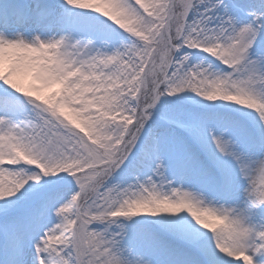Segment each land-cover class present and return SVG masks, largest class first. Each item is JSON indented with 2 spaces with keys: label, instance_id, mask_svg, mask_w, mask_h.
Instances as JSON below:
<instances>
[{
  "label": "rangeland",
  "instance_id": "rangeland-1",
  "mask_svg": "<svg viewBox=\"0 0 264 264\" xmlns=\"http://www.w3.org/2000/svg\"><path fill=\"white\" fill-rule=\"evenodd\" d=\"M0 8L42 47L0 88V264H264V0ZM183 176L197 238L156 204Z\"/></svg>",
  "mask_w": 264,
  "mask_h": 264
},
{
  "label": "bare ground",
  "instance_id": "bare-ground-1",
  "mask_svg": "<svg viewBox=\"0 0 264 264\" xmlns=\"http://www.w3.org/2000/svg\"><path fill=\"white\" fill-rule=\"evenodd\" d=\"M5 10V8H0V16L3 15L6 17V15L4 13H2ZM22 11H19L18 13L15 11V13H13V18H15V20H17V18L20 20V17L22 18L23 16L20 15ZM11 15V14H9ZM30 19H32L33 21L31 22L32 24H37L40 25L43 22H49V21H44L43 19H38L36 20L35 17L33 16H29ZM16 22H12L11 26H12V30L10 32L7 33V35H11L14 36V38H16V40L13 43H8L7 39L5 37H1L0 35V85L2 87L0 88H4V89H8L11 85L8 83H13L15 85V87L17 88V90H15V92L17 94H20V91H23L25 88H28V90L30 92L33 91H38V87H40V84H38L39 82L37 80L35 81H31L29 78V73L32 71L33 66L31 64H29V58H35V54L31 48L32 44H36V46H38L40 49H38L39 53L41 52V46L39 45V43L35 42V38L34 36H30L27 35L26 32H21L16 26L15 24ZM51 24V23H50ZM36 25V27H37ZM52 25V24H51ZM10 27V26H9ZM39 38L43 37L45 39H48V35L46 34H39ZM34 42V43H32ZM19 52H23L22 55H25L26 59L25 62H23V67L20 68L18 66L17 61L18 59V55L20 54ZM13 54V55H12ZM14 63H13V62ZM23 61V59H22ZM14 67H17V70L19 72V74L16 76H14L13 74L11 75L10 79L7 81H1L2 77L4 75H8L9 73H11L12 69ZM37 76L41 79H43L42 74L39 72L37 74ZM8 82V83H7ZM1 94V93H0ZM30 94H25L24 97H29ZM0 123L4 122L7 123V119H3L0 118ZM12 139V138H11ZM15 139V137H14ZM9 146V143L7 144V139L5 137L0 136V147H6ZM192 184V183H191ZM170 185V189L168 190L167 194H168V198H169V202L166 204L162 203L160 201H156V204L159 207H165L166 209L164 210V213H166L168 218H175L180 227L182 232L181 233H188L189 235H193L196 238L199 237L201 235V230H199V228L197 227V218L189 219L192 218V216H195L197 214L194 213L195 211H183L181 212L180 210V204H184V202L182 201V198H180V195L182 192H185L187 190L190 189V179L188 180L187 178H185L184 176L181 177V180H175V182H171ZM187 194H191V192H185ZM183 194V193H182ZM164 197L166 198V192H164ZM183 200H189L188 202H186L187 207L189 202L194 205V198L193 196H187V198L183 199ZM183 203H182V202ZM189 217V218H188ZM178 218V220H177ZM181 222H180V221ZM181 240L185 241L182 237H180ZM188 242V241H186ZM226 249V250H225ZM233 249L232 247H225L223 250V256L225 257V259L227 261H229L230 263V258L232 257V252ZM230 259V260H229ZM238 259H232V262H237ZM46 264H50V261H47Z\"/></svg>",
  "mask_w": 264,
  "mask_h": 264
}]
</instances>
